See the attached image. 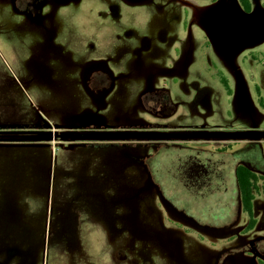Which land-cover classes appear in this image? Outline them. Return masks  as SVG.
<instances>
[{
    "label": "rangeland",
    "instance_id": "obj_1",
    "mask_svg": "<svg viewBox=\"0 0 264 264\" xmlns=\"http://www.w3.org/2000/svg\"><path fill=\"white\" fill-rule=\"evenodd\" d=\"M124 1L66 3L57 10L53 38L52 20L41 26L13 2L0 0V263L114 264L120 244L129 257L136 245L154 264H264V254L238 249L262 238L256 246L264 252V230H201L158 199L100 193L120 187L137 174L135 164L153 163L161 154L135 143L77 136L115 133L132 122L220 125L230 132L256 122L264 133V34L247 41L239 33L218 46L202 26L184 29L177 0ZM210 1L202 3L207 7ZM232 1L243 10L239 0ZM251 3L253 14H264V0ZM165 28L169 42L162 39ZM145 35L158 42L153 52L144 50L143 59L135 48ZM97 64L116 76L113 90L99 102L83 83L86 68ZM235 69L250 89L248 116L221 81L234 87ZM150 78L171 90L179 104L175 114L159 117L141 107L139 95ZM198 88L211 92L210 107ZM185 205L198 214L213 208L188 200ZM138 209L145 216L135 222ZM146 216L151 226L143 222Z\"/></svg>",
    "mask_w": 264,
    "mask_h": 264
},
{
    "label": "flooded vegetation",
    "instance_id": "obj_2",
    "mask_svg": "<svg viewBox=\"0 0 264 264\" xmlns=\"http://www.w3.org/2000/svg\"><path fill=\"white\" fill-rule=\"evenodd\" d=\"M14 3L17 11L30 19L36 20L41 26L52 20V27H48L49 36L55 38L58 27L56 21L57 10L73 0H8ZM80 2L81 0H75ZM145 0H126L128 5L144 3ZM154 0H148L153 2ZM203 0H177L184 8V29L191 31L190 23L205 28L210 38L218 46H223L225 39H231L236 34L234 26L227 27L231 22L233 10L232 0H211L207 7ZM48 6L52 10L45 12ZM117 15L119 9L114 8ZM235 25V24H234ZM248 28V26H247ZM162 36L164 42H169L167 31ZM190 36L192 34L190 33ZM260 37L254 39L257 40ZM157 37L145 35L142 44L135 48L139 58H143L144 50L152 51L157 47ZM62 49L63 46L59 45ZM153 52V51H152ZM144 59V58H143ZM238 80L231 87L228 80H221L232 96L236 107L243 114H249L252 108L250 89L245 79L237 70ZM116 76L111 70L97 64L86 68L83 78L84 87L96 102L106 99L115 86ZM198 94L205 107H210L211 92L208 89L198 88ZM139 104L145 110L159 117H169L176 113L179 104L174 100L171 90L167 86L155 85L153 79H148L146 86L139 95ZM248 116V115H247ZM256 122L246 131L230 132L217 125L207 128L206 125L179 124H146L132 122L122 126L115 133L109 135H122L118 138H102L121 140L122 143H135L150 147L161 154V160L148 163L142 160L135 164L136 175L121 181L118 188H105L100 193L108 196H138L158 199L160 205L166 206L171 212L179 216L194 228L201 230L241 229L244 231L264 230V136L258 132ZM185 127V128H183ZM86 128H89L87 126ZM228 134H254L255 136H227ZM107 135V134H100ZM209 135V136H203ZM74 135H72L73 137ZM93 136V135H86ZM79 137V136H77ZM74 138V137H73ZM93 138V137H89ZM97 139V138H95ZM211 139L210 143H200L197 140ZM238 139H246L242 144ZM153 153H148L151 156ZM117 182V181H116ZM105 184L108 181H104ZM149 198V199H150ZM179 200L180 203L178 202ZM206 208L201 213L188 210L186 204ZM144 210L141 209V213ZM135 222L145 215L135 213ZM151 226L152 219L146 216L144 221ZM183 226L185 223H176ZM176 226V225H175ZM248 241L238 247L240 251H252L264 254L257 249L256 241ZM118 242V241H117ZM120 244H116L112 259L114 264L126 262L128 258L134 259L135 264H154V259L141 255V249L134 247L131 257L123 254ZM112 264V263H110ZM220 264V262L218 263Z\"/></svg>",
    "mask_w": 264,
    "mask_h": 264
},
{
    "label": "trees",
    "instance_id": "obj_3",
    "mask_svg": "<svg viewBox=\"0 0 264 264\" xmlns=\"http://www.w3.org/2000/svg\"><path fill=\"white\" fill-rule=\"evenodd\" d=\"M243 10L232 2V25L238 34H244L247 41L256 39L264 34V14H253L251 0H239ZM235 24V25H234ZM248 26V28H247ZM2 264V263H0Z\"/></svg>",
    "mask_w": 264,
    "mask_h": 264
},
{
    "label": "water",
    "instance_id": "obj_4",
    "mask_svg": "<svg viewBox=\"0 0 264 264\" xmlns=\"http://www.w3.org/2000/svg\"><path fill=\"white\" fill-rule=\"evenodd\" d=\"M255 136L254 134H228L227 136H234V137H238V136ZM203 136H209V135H203ZM261 136H264V134H261ZM79 137H82V138H89V137H97V138H118V137H122V135H93V136H79Z\"/></svg>",
    "mask_w": 264,
    "mask_h": 264
}]
</instances>
